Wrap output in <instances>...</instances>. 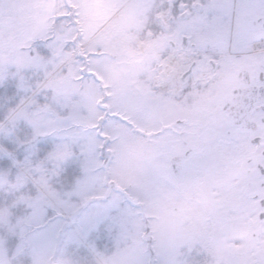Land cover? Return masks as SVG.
Wrapping results in <instances>:
<instances>
[{
  "label": "rangeland",
  "instance_id": "374dc122",
  "mask_svg": "<svg viewBox=\"0 0 264 264\" xmlns=\"http://www.w3.org/2000/svg\"><path fill=\"white\" fill-rule=\"evenodd\" d=\"M113 2L0 0V106L20 100L0 124L13 163L0 169V264H264L259 201L235 209L238 137L216 126L189 150L182 101L140 83L149 56H114L108 30L89 42ZM131 63L139 82L122 86Z\"/></svg>",
  "mask_w": 264,
  "mask_h": 264
},
{
  "label": "flooded vegetation",
  "instance_id": "af4514ba",
  "mask_svg": "<svg viewBox=\"0 0 264 264\" xmlns=\"http://www.w3.org/2000/svg\"><path fill=\"white\" fill-rule=\"evenodd\" d=\"M113 1L106 3L109 12L100 29L108 30V42L117 50L113 55L134 50L135 56H149L150 73L139 72L146 77L140 83L182 101L176 120L184 124L182 141L189 150L190 139L216 126L238 137L235 153L243 169L237 174L242 185L235 209L245 214L255 198L264 222V0ZM133 64L123 68L120 85L133 84L127 77ZM165 127L173 130L176 123ZM180 155L175 167L183 173L189 157ZM184 178L189 184L195 171Z\"/></svg>",
  "mask_w": 264,
  "mask_h": 264
},
{
  "label": "trees",
  "instance_id": "16d2710c",
  "mask_svg": "<svg viewBox=\"0 0 264 264\" xmlns=\"http://www.w3.org/2000/svg\"><path fill=\"white\" fill-rule=\"evenodd\" d=\"M19 104H20V100L13 98L5 106H0V123L3 122L6 119V117L12 112V110H14ZM1 143L6 149H8L9 152H11L17 158L20 159L21 154L19 153L18 150L12 147L9 141L2 139ZM9 166H13V163L11 162L10 158L7 156L1 157L0 158V169L8 168ZM2 232L3 234H6L5 229H2ZM12 238L14 239V241H17L16 236Z\"/></svg>",
  "mask_w": 264,
  "mask_h": 264
},
{
  "label": "water",
  "instance_id": "95a60500",
  "mask_svg": "<svg viewBox=\"0 0 264 264\" xmlns=\"http://www.w3.org/2000/svg\"><path fill=\"white\" fill-rule=\"evenodd\" d=\"M177 161H179V157H175L174 159H172L173 166H175V162Z\"/></svg>",
  "mask_w": 264,
  "mask_h": 264
},
{
  "label": "bare ground",
  "instance_id": "6f19581e",
  "mask_svg": "<svg viewBox=\"0 0 264 264\" xmlns=\"http://www.w3.org/2000/svg\"><path fill=\"white\" fill-rule=\"evenodd\" d=\"M84 241V240H83Z\"/></svg>",
  "mask_w": 264,
  "mask_h": 264
}]
</instances>
